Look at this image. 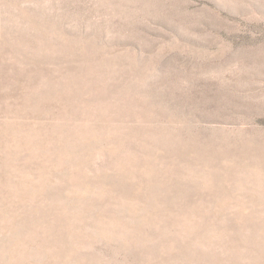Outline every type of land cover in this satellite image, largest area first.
Listing matches in <instances>:
<instances>
[{
  "label": "rangeland",
  "instance_id": "374dc122",
  "mask_svg": "<svg viewBox=\"0 0 264 264\" xmlns=\"http://www.w3.org/2000/svg\"><path fill=\"white\" fill-rule=\"evenodd\" d=\"M0 264H264V0H0Z\"/></svg>",
  "mask_w": 264,
  "mask_h": 264
}]
</instances>
